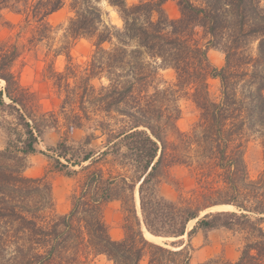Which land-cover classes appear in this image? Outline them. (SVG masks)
Instances as JSON below:
<instances>
[{"label": "trees", "instance_id": "16d2710c", "mask_svg": "<svg viewBox=\"0 0 264 264\" xmlns=\"http://www.w3.org/2000/svg\"><path fill=\"white\" fill-rule=\"evenodd\" d=\"M67 1L73 16L53 48L49 17ZM167 1L110 0L123 20L119 28L106 24L93 0H0V19L5 11L20 17L11 25L15 36L0 38V127L8 136L0 149V264H95L101 255L114 264H141L146 247L167 255L149 264H191L190 243L171 250L144 238L137 187L150 233L192 237L199 229L227 228L245 235L239 257L204 264H264V170L252 178L245 160L251 137L264 148V0H174L178 18L168 16ZM79 38L95 40L85 65L70 53ZM41 43L67 58L63 70L44 69L61 99L58 110L43 109L20 81L24 53ZM211 47L225 54L222 67L210 62ZM165 69L174 71V83L161 82ZM210 78L219 80L216 96ZM183 93L200 111L189 131L177 124ZM63 127L88 131L46 152L48 173L76 180L71 207L59 214L48 174L25 171L45 131ZM173 165L187 166L198 185L177 201L157 192L159 176ZM114 200L135 221L122 240L112 238L104 219ZM222 204L237 210L206 213L187 231L201 211Z\"/></svg>", "mask_w": 264, "mask_h": 264}, {"label": "rangeland", "instance_id": "374dc122", "mask_svg": "<svg viewBox=\"0 0 264 264\" xmlns=\"http://www.w3.org/2000/svg\"><path fill=\"white\" fill-rule=\"evenodd\" d=\"M129 5L138 3L140 0H126ZM264 2V1H263ZM165 11L171 18H178L180 16V9L176 1L169 0L164 5ZM117 11V9L115 8ZM104 17L108 18L106 24L110 26H116L111 22V13L103 12ZM118 18L122 21L118 11ZM73 16V11L70 8L69 1L59 11L53 13L49 17V21L54 27V41L51 43L55 48L60 44V40L63 37L64 29L68 24L69 18ZM20 17L17 14L5 11L3 18L0 19V38H8L9 36H15L17 28H12V24L18 23ZM118 27V26H116ZM119 27V28H120ZM199 36L203 35L202 29L197 30ZM207 38V37H206ZM204 39V42L207 39ZM22 43H26V39H20ZM55 43V44H53ZM95 40L91 38H79L77 39L71 50V56L74 63L85 65L91 58L95 50ZM107 47L111 46L109 43ZM208 57L210 62L218 67H222L225 64V54L215 47H211L208 50ZM67 63L65 55L54 56V52L50 45L45 43L38 44L33 49H28L24 53V57L18 64V71L21 83L33 90L39 97L43 109L52 110L59 109L61 99L58 97L56 91L52 88L51 83L47 81L44 76V69L53 64L54 68L63 70ZM161 82L174 83L175 73L172 69L160 70ZM97 82V81H96ZM4 81H0V87L4 86ZM210 90L213 95H218L219 80L209 79ZM180 99V106L182 114L177 121L178 127L182 131H189L193 124L199 118V108L192 99L190 94H184ZM2 119V116H0ZM87 129H67L66 127L60 130L50 128L45 131L41 137L39 143L36 145L38 151L28 157V167L25 174L30 177H42L48 174L49 181L52 185L53 196L55 200V210L59 214H65L71 207V194L76 185L74 177H69L61 172L48 173L51 169L49 158L46 152L50 153L49 148L53 147L60 139L67 137L70 142H79L87 133ZM245 147V160L248 166L249 175L252 178H257L259 174L264 170L263 160V145L260 138L253 136ZM8 136L4 128L0 127V149L6 146ZM102 139H98L93 143V147L98 148L97 145L101 143ZM198 187L196 177L192 171L185 165H173L167 171L161 173L158 178L157 192L160 196L170 201H177L182 198L188 197L193 193L194 189ZM136 202H137V214L141 222V230L144 238L151 243L161 245L171 250H178L190 243V255L191 264H204L209 259H220L224 261H235L242 250L245 242V235L243 233H237L227 228H216L210 230L199 229L194 233L192 237L188 234L180 237H166L158 235L162 238L161 242H156L148 239L144 235V230L147 229L144 226L143 217L138 211L140 209L139 191L136 189ZM224 205V204H222ZM217 206V205H215ZM230 206V205H229ZM232 206V205H231ZM214 206L208 207L201 211L200 216L196 218L191 226L188 223V230H191L197 223V220L212 211ZM214 209H232L233 208H215ZM213 209V210H214ZM237 210V209H234ZM220 212V211H219ZM104 219L109 227L110 234L115 240H122L126 236V226L134 224L135 221L132 217H128V212L125 211L123 202L121 200H114L109 202L104 207ZM264 228V221L262 224ZM144 227V228H143ZM165 239V240H164ZM167 258V255L159 252L156 249L146 247L144 251V257L141 264H149L151 259ZM95 264H114L105 255L97 257Z\"/></svg>", "mask_w": 264, "mask_h": 264}, {"label": "clouds", "instance_id": "9594fccd", "mask_svg": "<svg viewBox=\"0 0 264 264\" xmlns=\"http://www.w3.org/2000/svg\"><path fill=\"white\" fill-rule=\"evenodd\" d=\"M95 6L102 10V12H109L111 13V22L116 26L120 27L122 25V21L118 18L117 11L115 8L110 4V0H93ZM102 18L105 22H108V18L102 15Z\"/></svg>", "mask_w": 264, "mask_h": 264}, {"label": "bare ground", "instance_id": "6f19581e", "mask_svg": "<svg viewBox=\"0 0 264 264\" xmlns=\"http://www.w3.org/2000/svg\"><path fill=\"white\" fill-rule=\"evenodd\" d=\"M230 208V206L228 205H221V206H217L215 208ZM214 209V208H213ZM215 210V209H214ZM145 227V226H144ZM144 233L146 235V237L152 241H156V242H161V239L160 237H157L156 235L150 233L147 229H144Z\"/></svg>", "mask_w": 264, "mask_h": 264}, {"label": "water", "instance_id": "95a60500", "mask_svg": "<svg viewBox=\"0 0 264 264\" xmlns=\"http://www.w3.org/2000/svg\"><path fill=\"white\" fill-rule=\"evenodd\" d=\"M217 206H221V205H217ZM217 206H214V207H217ZM228 206H229V205H228ZM214 207H213V208H214ZM230 207H232L233 210L236 209V207H234V206H230ZM211 210H212V211H218V212H219V211H226V210H232V209H215V210L211 209ZM164 240H165V239H164Z\"/></svg>", "mask_w": 264, "mask_h": 264}]
</instances>
